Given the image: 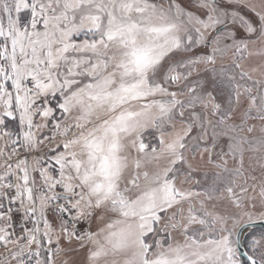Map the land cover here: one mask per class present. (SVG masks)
<instances>
[{"label":"snow or ice","instance_id":"obj_1","mask_svg":"<svg viewBox=\"0 0 264 264\" xmlns=\"http://www.w3.org/2000/svg\"><path fill=\"white\" fill-rule=\"evenodd\" d=\"M0 264H264V0H0Z\"/></svg>","mask_w":264,"mask_h":264}]
</instances>
